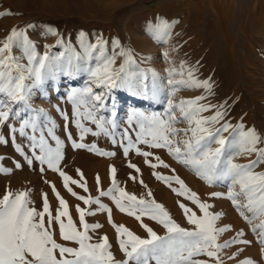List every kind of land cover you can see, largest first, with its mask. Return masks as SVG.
Returning a JSON list of instances; mask_svg holds the SVG:
<instances>
[{"label": "snow or ice", "instance_id": "obj_1", "mask_svg": "<svg viewBox=\"0 0 264 264\" xmlns=\"http://www.w3.org/2000/svg\"><path fill=\"white\" fill-rule=\"evenodd\" d=\"M10 14L0 12V17ZM172 26L166 20H161L153 27L154 37L159 40L168 36ZM47 34L59 35L52 27L47 28ZM77 44L73 45L71 41L65 43L61 38L58 41L61 51L53 53L51 45H44L41 53L36 42L29 37L28 28L16 27L0 40V143H8L2 133L7 125L14 143L17 133L28 141L32 151L31 158L25 156L28 164L36 160L42 172L44 165L58 172L67 191L87 206L76 205L80 222V227H77L67 201L54 184L52 189L59 201L55 215L46 193L43 194L42 210H37L30 207L32 200L29 192L6 191L0 197V264H210L211 260H215V264H223L219 254L224 248L234 243H251L238 238L218 243L219 236L230 231L231 226L218 228L216 225L223 213L211 212L214 205L202 201L178 176L166 177L153 172L167 186L171 187L173 183L179 185L172 190L199 208L201 215L179 203L191 228H185L173 219L164 205L152 197L151 190L147 193L149 198L145 199L121 187L114 165L110 166L111 186L107 190L100 188V178L97 176V196L78 195L73 191L70 184L89 192L83 173L80 172V180H74L61 170L65 142L56 135V122L43 108H34L31 99L33 90L60 78L80 76L85 78L84 86L72 87L66 93V99L72 106L71 123L77 129L79 140L74 139L70 131L66 130L65 135L74 149H87L109 157L115 155L114 152L99 149L94 143L85 144L83 141L89 134L108 136L113 144L117 143L119 136L125 156L134 150L145 158L153 157V152L141 150V144L166 149L169 155L209 186L224 184L227 193L214 192L210 194L211 197L231 200L249 224L259 219L260 224L254 225L252 231L256 233L259 229L258 241L264 245V171H257L264 165V147L260 146L264 144V138L257 129L254 126L246 127L243 121L234 125L225 120L227 111L224 105L203 103L212 94L213 85L210 79H198L195 74L197 69L184 62L179 68L172 66L167 69V78L162 81L155 70L141 69L132 51L124 48L118 39L112 41L109 50V43L102 35L93 42L88 39L87 33L81 31ZM164 56L167 57L168 53L165 52ZM121 57L123 60L117 66L116 62ZM121 88L140 90L150 99L165 105L164 111L146 113L134 109L128 116V124L135 127L131 131L127 128L117 131L116 114L114 110L109 111V104L112 93ZM192 89H204L206 94L181 98L178 102L174 99L178 92ZM57 110L65 120L67 129L68 113L59 108ZM206 112L212 114L204 115ZM14 120L20 121L19 127L12 123ZM85 122L95 125V129ZM179 123L187 126L178 128L176 125ZM16 150L24 154L20 144H16ZM253 155L255 159H249L247 163L236 162L237 157ZM154 159L157 163L148 159L145 163L154 169L169 167L159 156H154ZM16 166L21 167L19 164ZM128 166L140 172L136 164L129 162ZM0 172L10 174L11 169L0 166ZM130 178L136 180L135 176ZM139 182L147 187L142 179ZM102 197L109 198L121 213L134 217L147 235L142 237L126 225L116 224L112 218V208L102 201ZM92 205L97 207L92 209ZM245 209L252 214L251 217L246 215ZM102 212L107 213L108 222L115 229L123 260H116L107 235L96 241L90 235L103 225L99 222L88 223L86 216ZM145 217L162 227L164 233L160 234L144 223ZM53 222L59 227L61 239L74 243L76 247L57 242ZM243 235V230L237 233V237ZM202 255L209 259H196ZM241 264H255V261L249 258Z\"/></svg>", "mask_w": 264, "mask_h": 264}, {"label": "rangeland", "instance_id": "obj_2", "mask_svg": "<svg viewBox=\"0 0 264 264\" xmlns=\"http://www.w3.org/2000/svg\"><path fill=\"white\" fill-rule=\"evenodd\" d=\"M0 12L11 13L0 17V40L9 34L13 27L28 28L29 37L36 42L41 53L44 51V45H51L53 53L61 51L62 48L58 45L61 38L65 43L71 41L73 45L78 46V34L83 31L93 42L97 36L102 35L109 43V50L112 41L118 39L124 48L132 51L141 69L155 70L162 81L167 78V69L172 66L179 68L181 62H184L187 66L197 69L195 74L198 79H210L213 85L212 94L208 95V99L203 103L224 105L227 111L225 120L234 125L243 121L246 127L254 126L264 138V0H127V2L126 0H0ZM161 20H166L173 26L168 36L158 40L153 35V27ZM29 25L33 27H28ZM48 27L56 29L59 35L47 34ZM13 51L16 52V49ZM165 52L168 53L167 57L164 56ZM122 60V57L117 60V66ZM84 80L83 76L57 79L40 89L33 90L31 99L34 108H43L56 122V135L65 142L61 170L74 180H80V172L83 173L89 192L86 193L77 185L70 184L73 191L78 195L97 196V176L100 178V188L107 190L111 186L110 166L114 165L117 169L116 179L121 187L145 199L149 198L147 193L151 190L152 197L164 205L173 219L181 226L191 228L179 203L185 204L197 215H201L199 208L172 190L179 185L173 183L169 187L158 180L153 172L161 173L166 177L178 176L188 188L199 195L202 201L214 205L210 209L211 212L223 213L217 222L218 228L231 226L230 231L219 236L218 243L223 244L233 238L251 242L234 243L224 248L219 254L223 264H241L249 258L255 261V264H264V245L258 241L259 229L256 233L252 231L253 226L260 224L261 221L257 219L249 224L231 200L211 197L210 194L214 192L227 193L228 189L224 184L209 186L163 148L155 149L143 144L139 145L142 151H151L154 156H159L169 165L166 168L150 167L145 160L157 163L154 156L145 158L137 155L134 150L125 156L119 143V136L116 144L105 135L89 134L83 141L89 145L94 143L103 151L114 152L115 155L111 157L72 147L65 135L66 130L72 133L74 139L79 140V137L77 129L71 123L72 106L66 99V93L72 87H83ZM202 94H206L204 89L182 90L174 99L178 102L181 98H193ZM132 97L134 98L131 99ZM58 108L68 113L67 129ZM164 108L165 105L150 99L140 90L126 88L115 90L109 104V111L114 110L116 114L117 131L125 128L131 131L132 127H135L128 124V116L134 109L152 113L163 112ZM104 114L108 115V113ZM211 114L212 112L204 113V115ZM177 116H179L178 112ZM12 123L19 127L20 121L14 120ZM85 123L95 129V125ZM186 126L184 123L176 125L178 128ZM2 133L8 143H0V158H2L0 166L11 169V173L0 172V197L8 190L14 193L27 191L32 200L30 207L42 210L43 194L46 193L55 215L59 201L52 189L54 184L56 190L67 201L77 227H80L76 205L87 206L67 191L63 178L58 172L48 169L46 165L43 166L42 172L41 165L36 160H33L31 165L28 164L25 156L31 158L32 151L24 137L17 133L14 143L7 125L2 129ZM225 135L227 136L228 133ZM133 139L135 140L134 134ZM52 143L54 145V142ZM16 144L23 147L24 154L16 150ZM260 146L264 147V144ZM249 159H255V156H240L237 157L236 162L247 163ZM129 162L136 164L140 172L137 173L130 168ZM17 164L21 167H17ZM257 171H264V165H261ZM132 176L136 177L135 181L130 178ZM141 179L147 187L140 184ZM101 199L112 208V218L116 224H124L142 237L147 235L134 217L117 210L109 198ZM241 201L243 202V197ZM91 207L95 209L97 206ZM245 213L249 217L252 215L246 209ZM86 220L90 224L99 222L103 225L90 235H93L94 241L107 235L116 260H123L124 255L119 249L117 234L108 222L107 213L86 216ZM45 221L47 223V217ZM144 223L149 224L158 233H164L162 227L147 217L144 218ZM52 227L58 243L70 247L77 246L61 239L59 227L55 222ZM241 230L244 235L237 237V233ZM196 259L209 258L202 255ZM210 264H215V260H211Z\"/></svg>", "mask_w": 264, "mask_h": 264}, {"label": "bare ground", "instance_id": "obj_3", "mask_svg": "<svg viewBox=\"0 0 264 264\" xmlns=\"http://www.w3.org/2000/svg\"><path fill=\"white\" fill-rule=\"evenodd\" d=\"M117 1H119V0H117ZM128 1H129V0H128ZM226 1H227V0H226ZM89 2H90V1H89ZM95 2H96V1H95ZM100 2H101V1H100ZM124 2H125V1H124ZM126 2H127V0H126ZM118 3H119V2H118ZM123 4H124V3H123ZM95 5H96V4H95ZM211 6H212V5H211ZM97 9H98V8H97ZM227 11H228V10H227ZM227 11H226V12H227ZM100 15H101V14H100ZM100 15H99V16H100ZM112 23H113V22H112ZM132 23H133V22H132ZM110 24H111V22H110ZM263 29H264V28H263ZM260 36H261V35H260ZM258 39H259V38H258ZM130 97H131V96H130ZM133 98H134V97H132L131 99H133ZM135 98H136V97H135ZM34 107H35V106H34Z\"/></svg>", "mask_w": 264, "mask_h": 264}]
</instances>
